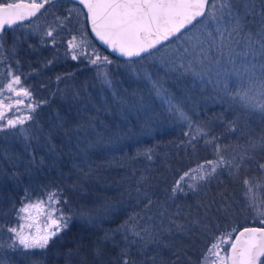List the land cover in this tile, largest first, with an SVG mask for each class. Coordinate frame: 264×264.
<instances>
[{"label": "snow or ice", "instance_id": "6c2138e0", "mask_svg": "<svg viewBox=\"0 0 264 264\" xmlns=\"http://www.w3.org/2000/svg\"><path fill=\"white\" fill-rule=\"evenodd\" d=\"M61 2L0 0V68L6 71V75L0 73V133L22 140L25 156L21 158L11 154L9 159L23 164L24 173L30 178L44 165V158L39 156L36 149L46 147L49 152L55 153L56 145L52 143L54 132L62 134L69 144L74 142L80 158L73 161V167L83 172L85 178L92 170L91 156L94 151L96 154H99V150L123 151L121 141L130 138L128 134L121 136L119 132H109L103 121L90 115V110L99 109L91 103L86 87L81 91L61 89L60 83L66 80L61 75L56 76L57 92L50 95L67 99L68 111L75 112V120L70 121L57 113L56 122L47 131L40 124L39 109L49 100L38 99L34 95V88L28 83L31 73L17 71L19 59L8 60V55L16 56V47L14 43L10 48H5V34L14 27H27L29 34H32L33 18L38 14L46 15L50 8ZM71 2L73 5L79 3L86 12L73 6L66 7L62 16L52 13V23L45 26L40 34V44L56 48L58 43H63L66 55H70L73 61L80 60L95 66L101 88L110 90L112 97L111 105L107 99L102 100L105 111L114 106L126 120L127 113L145 109L147 105L138 90L127 96L118 94L108 69L113 61L92 47L86 29L81 27L76 34H71L68 25L76 17L84 16L100 41L127 58L123 65L127 69L126 75L146 86L147 92L154 94L165 105V111L172 120L189 128L185 134L187 145L194 149L196 144L202 142L210 151V159L173 173L174 179L165 190L168 201H174L178 195L187 196L188 192H199L212 180L227 174L241 186L242 208L251 213L253 222L259 225L236 226L229 221L221 228L207 212L201 219L178 223L187 216L179 207L170 213L174 205L168 201L160 205L158 212L149 215L152 197L144 192V215L130 217L116 229L117 232L122 231L129 241L122 250L119 264H136L128 254L132 244L137 245V251L143 253L150 264H156V256H149L153 250L151 245H155L157 250L161 247L179 249V244L173 243L175 233L191 239L193 232L206 237L195 264H264V163L255 159L257 152H264V133L253 135L250 123L241 124L240 116H237L234 120L225 121L226 130L238 140L243 138V143L225 144L219 135L213 133L208 122H194L193 116L185 110L184 100L174 96L164 86L166 80H176L182 84L187 81L185 91H200L209 102L226 104L234 114L258 115L264 121V0ZM25 21L29 23L25 25ZM66 31L69 32L67 39L62 36ZM57 37H60L59 41ZM52 63V60H48L44 67ZM185 98L188 97L185 95ZM97 123L103 125V133L97 130ZM141 131L150 132V128ZM137 156L152 161L154 152L152 148H147L138 151ZM253 163L256 164L255 169L250 168ZM3 175L4 170L0 167V178ZM18 175L13 172L12 178L17 179ZM145 179L147 177H141L142 181ZM222 203L227 216L232 204L226 197ZM67 204V197L59 186L49 184L25 188L19 206L13 205L15 222L11 225L0 223V250H21L30 255L35 254L31 250H41L43 254L42 250L47 249L49 243L69 227L72 217L65 210ZM34 211L44 217L43 228L34 219ZM78 215L92 222L85 210ZM165 219L167 227L164 226ZM163 235H168L169 240L165 241ZM104 239L111 237L106 233ZM182 251L191 262L187 250ZM100 254L98 247L96 255ZM33 264L41 262L33 261ZM169 264H175V261Z\"/></svg>", "mask_w": 264, "mask_h": 264}, {"label": "trees", "instance_id": "16d2710c", "mask_svg": "<svg viewBox=\"0 0 264 264\" xmlns=\"http://www.w3.org/2000/svg\"><path fill=\"white\" fill-rule=\"evenodd\" d=\"M69 2L62 3L65 6ZM80 21L82 23L80 26L86 29V36L92 47L100 55L108 56L113 61V64L108 65V69L118 94L127 96L138 90L144 97L147 107L127 113L126 120L114 106L105 111L102 100L107 99L109 104H112L110 90L101 88L96 78L95 66L80 60L73 61L70 55H66L63 43H58L56 48H53L50 45H41V38L30 35L26 36V41L22 45L16 46V56L8 55L9 61L19 59L22 70L24 68L29 70L35 65L41 67L37 75H33L34 80H29L28 83L34 88V95L38 99L49 100L48 104L39 109L40 124L46 131L56 122L57 113L70 121L75 120V112L68 111L69 101L50 95L57 92L56 76L61 75L66 78L65 82L59 85L61 89L81 91L86 87L91 103L99 109L90 110V115L97 116L99 121H103L109 132H119L121 136L128 134L130 138L121 141L123 151L99 150V154L94 151L91 156L92 170L85 178L83 172L73 167V161H79L80 158L74 142L69 144L62 134L54 132L52 143L56 145L55 153L49 152L46 147L36 149L39 156L44 158V165L30 178L24 173L23 164H16L9 159L11 154L21 158L25 156L22 140L0 133V167L4 170V175L0 178V223L11 225L15 222L13 205L19 206L25 188L49 184L63 189L68 200L65 210L72 217L68 229L54 238L48 248L42 250L43 254L41 250H31L35 252L34 255L21 250H0V261H3V264H33V261H40L41 264H119L122 250L129 241L124 238L122 231L117 232L116 229L130 217L144 215L146 200L142 193L147 192L152 197L153 203L148 214L158 212L160 205L168 201L165 190L174 179L173 173L195 167L198 162L211 158L209 149L202 142L196 144L194 149L187 145L185 134L189 132V128L172 120L165 111V105L154 94H149L146 86L126 75L127 69L123 67L125 61L107 53L91 37L87 22H82V19ZM20 29L23 30L25 27L8 30L5 34L6 42L9 37L8 42L12 40L13 32L16 38L20 39L23 36L22 34L20 36ZM29 45L33 47L30 48ZM48 60H52L53 63L44 67ZM186 85L187 81L182 84L176 80H166L164 86L174 96L184 100L185 110L193 116L194 122H208L213 133L219 135L225 144L243 143V138L238 140L226 130L225 121L234 120L237 116H240L241 124L250 123L253 135L264 133V121L258 115L246 116L239 112L234 114L226 104L209 102L200 91H185ZM103 125L97 123V130L102 133ZM146 128H150V132L141 131ZM105 137L107 138V133ZM33 147L35 148V144ZM147 148L153 149L152 161L137 156L138 151ZM255 159L264 163V152H257ZM255 167V163L250 165L252 169ZM13 172L19 174L17 179L12 178ZM141 177L147 179L142 181ZM225 197L232 204L227 216L222 203ZM168 203L174 205L170 213L175 212L176 207L184 210L187 219H180L178 223L201 219L207 212L221 228L229 221L236 226L241 224L248 227L259 226L253 222L251 213L242 208L241 186L234 183L227 174L212 180L199 192H188L187 196L178 195L174 201ZM81 210L88 213L92 219L91 223L79 217L78 213ZM164 226H168L167 219L164 220ZM106 233L111 239H104ZM197 236L200 238L197 239ZM163 238L165 241L169 240L168 235H163ZM205 239L206 237L196 232H193L191 239L181 233H175L173 243L179 244V249L161 247L157 250L155 245H151L153 250L149 256H156V264H169L172 261H175V264H195L204 247ZM98 247L101 249L100 255H96ZM182 250H187L191 262L185 258ZM128 254L136 264H150L145 255L137 251L135 244L130 246ZM177 255L180 256L179 259Z\"/></svg>", "mask_w": 264, "mask_h": 264}, {"label": "rangeland", "instance_id": "374dc122", "mask_svg": "<svg viewBox=\"0 0 264 264\" xmlns=\"http://www.w3.org/2000/svg\"><path fill=\"white\" fill-rule=\"evenodd\" d=\"M11 2H19V0H11ZM25 2H28V0H25ZM67 5H69L68 7L75 6L76 8H79V9H81L82 12H84L83 9L81 7H79L78 5H76V4L73 5V3L69 2V3H67ZM67 5H65V6H67ZM61 6H64V3H61V4L57 5L54 8H50L49 12L46 15H40L35 20H33L32 21V24H33L32 34H29V29L27 27H25V29H23V30L20 29L21 30L20 36H21V34L23 36L20 37V39L17 40V38H16V36H15V34L13 32L12 33V37L13 38H11L12 40L10 42H8L10 37L7 40V42H6V39H5V42L7 43V46H8L7 47L6 43H5V48L6 49L10 48L14 43H15V47L17 45H22L26 41V38H27L26 36L32 35V36H34L36 38H41L40 34H42L45 26H47V25L52 23V20H53L52 13H56L57 15L61 14V16L64 14V11H65L66 7L65 6L61 7ZM58 12H60V13H58ZM81 19H82V22H84V21L87 22L85 20L84 16H78L75 19H73V21L68 25L69 29L71 30V34H76L77 30L81 28V26H82V23L80 21ZM62 36H66V37L68 36L69 37V32L66 31V32L62 33ZM57 39L59 41L60 37H57ZM21 66L22 65L20 64V67H19V69H17V71H22L24 73H31V75L29 76V80H34L35 76H33V75L34 74L37 75V73L41 70V67L39 65L32 66V68H30L29 70H26L25 68L22 70ZM0 73H4L6 75L5 69L4 68H0ZM22 79H23V77H22ZM29 80H28V82H29ZM9 115H11V113H9ZM32 215H33L34 219L37 221L38 226L43 228L44 227V217L42 215H40L39 213L35 212V211L33 212Z\"/></svg>", "mask_w": 264, "mask_h": 264}, {"label": "water", "instance_id": "95a60500", "mask_svg": "<svg viewBox=\"0 0 264 264\" xmlns=\"http://www.w3.org/2000/svg\"><path fill=\"white\" fill-rule=\"evenodd\" d=\"M63 1H70L71 0H63ZM76 5H78L79 7H81L83 9L84 12H86V9L83 8L82 5H80L79 3H75ZM43 11V10H42ZM38 16H40V14H38ZM37 16V17H38ZM37 17L33 18V20H35ZM32 20V21H33ZM24 23H29L28 21H25ZM87 25H88V29H89V32L91 34V37L107 52L109 53L111 56L115 57V58H118V59H121V60H124L126 61V57H122L118 52H114L112 51V49L108 46V45H105L102 41H100L96 36L95 34L91 31V28H90V22L87 21ZM10 30V29H9ZM253 227V226H252Z\"/></svg>", "mask_w": 264, "mask_h": 264}, {"label": "flooded vegetation", "instance_id": "af4514ba", "mask_svg": "<svg viewBox=\"0 0 264 264\" xmlns=\"http://www.w3.org/2000/svg\"><path fill=\"white\" fill-rule=\"evenodd\" d=\"M62 2H67V1H63V0H62ZM62 2H61V3H62Z\"/></svg>", "mask_w": 264, "mask_h": 264}]
</instances>
